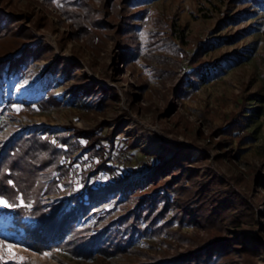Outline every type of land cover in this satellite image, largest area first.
Here are the masks:
<instances>
[{
	"label": "rangeland",
	"instance_id": "obj_1",
	"mask_svg": "<svg viewBox=\"0 0 264 264\" xmlns=\"http://www.w3.org/2000/svg\"><path fill=\"white\" fill-rule=\"evenodd\" d=\"M10 1L8 10L22 15L18 24L35 36L24 47L41 41L51 51L44 59L30 61L24 72L1 80L0 142L15 133L32 131L56 136L73 129L111 133L112 145L102 143L107 156L117 166L116 174L127 175L132 191L138 189L127 197L122 189L111 194L95 207L93 214L82 218L86 226L99 231L105 226L122 239L130 237L129 223L119 221L120 218L138 206L142 214L146 208H153L154 214L162 210L165 198H159L156 204L145 202L146 198L159 193L173 200L175 192L167 182L192 169L201 176L211 174L224 182L251 205L259 223L264 216V187L253 180L264 175V99H260L264 96V27L260 25L264 22V0H146L132 8L146 9L148 16L146 22L136 17L133 34L122 38L109 31L97 32L105 35L94 38L93 43L87 37L72 36L71 21L45 0ZM120 3L121 0H87L85 12L91 20L118 24L123 13ZM177 28L183 31L182 39L177 36ZM120 40L122 45L137 43V55L130 67L117 55L121 53L116 45ZM198 47L205 50L196 61L192 55ZM55 60L71 67L73 77L83 73L82 82H91L94 89H113L118 99L103 98L98 89L95 93L74 95L71 88L75 77L65 79L64 73L48 70ZM202 64L207 67L201 75L191 73ZM130 72L129 80L121 81ZM49 91L60 104L47 113L23 117L3 111L7 105L17 110L22 101L37 100ZM232 119L241 127L228 137L230 147L220 148L217 143L221 137L214 133L226 129ZM225 152H229L228 157ZM79 154L82 174L68 175L54 193L43 192L38 208L30 200L26 205L29 212L22 217L24 223H34L31 212H51L58 203L66 206L70 195L87 185L96 187L111 179L108 172L98 171L103 158L87 159L82 148L73 157ZM179 161L185 165L174 166ZM169 165L174 166L171 171L166 170ZM151 171L155 173L150 175ZM0 201L4 202L0 203L2 264H22L29 258L38 264L110 263L105 256L82 259L61 250L37 252L23 246L18 243L22 228L14 226L7 202ZM18 205L24 204L20 201ZM172 214L170 209L158 225ZM170 230L174 233L163 232L159 236L149 235L150 231L148 235L135 232L133 243L150 255L197 246L198 235L191 226L178 228L173 220ZM198 233L207 240L218 237L214 230L200 229ZM120 264H124L122 260Z\"/></svg>",
	"mask_w": 264,
	"mask_h": 264
},
{
	"label": "trees",
	"instance_id": "obj_2",
	"mask_svg": "<svg viewBox=\"0 0 264 264\" xmlns=\"http://www.w3.org/2000/svg\"><path fill=\"white\" fill-rule=\"evenodd\" d=\"M45 1L71 21L70 29L74 30L72 36L87 37V40L92 43L94 38L105 35H99L97 32L109 31L123 38L125 34H133V28L137 27L136 17L140 21L148 20L146 9L132 10L133 6L142 4L146 0H121L119 8L123 13L119 16L118 24L108 20L102 22L91 20L85 12L88 7L87 0ZM250 1L258 3V0ZM9 6H11L10 0H0V84L5 76L24 72V66H27L30 61L44 59L51 51L41 41L24 47L25 43L35 36L22 24H18L22 20V15L17 14L13 9L8 10ZM261 10H264V6H261ZM260 25L264 27V22ZM176 30L178 38L182 39L181 28ZM229 40L231 39L227 41ZM136 44V41L125 45H122V42L119 45L116 44L121 50V53L118 52L117 55L126 66L130 67V63L137 55ZM204 50L205 48L198 47L192 59L199 60ZM16 53L19 54L15 55ZM205 67L207 64H202L191 73L201 75ZM48 70L53 73H64L65 79L73 77L71 67L67 68L59 60L51 63ZM83 76L84 74L80 72L74 75L75 84L71 88L74 95L95 93L98 89L103 98L118 99L111 88L98 86L94 89L91 82L83 83L80 79ZM130 77L131 72L130 75L126 74L120 79L127 81ZM190 82L192 83L191 80ZM180 91L182 92V89ZM260 99H264V96ZM22 103L17 110L7 105L3 111L8 110L12 115L28 117L35 113H47L58 108L60 104L51 91L37 100L22 101ZM240 127L241 124L232 119L227 128L221 130L222 132L217 130L214 134H219L221 137L217 143L218 147L222 148L224 145L230 147L228 137ZM102 143L112 145V134L108 132L100 134L98 129L67 130L58 136L47 132L39 134L35 131L15 133L7 141L0 142V199L7 202L14 226L22 228V231L18 233V243L37 252L61 250L82 259L105 256L109 258V264H120V260L124 264L264 263V216L260 217L257 224L255 211L250 204L237 197L224 182L215 176L207 174L204 177L194 169L167 182L169 188L175 192L173 200L159 193L146 198L145 202L154 204L159 198H165L163 209L156 214L152 213L153 208H146L147 211L142 214V208L138 206L135 211L120 218L119 221L129 223L130 237L122 239L117 232H108L105 226L100 231L86 226L82 218L90 212L93 214L95 207L106 201L111 194L116 195L122 189L127 197L138 191V189L132 191L133 184L128 181L127 175L116 174L117 166L112 163V158L107 156L108 151ZM79 148L83 149L87 159L103 158V164L98 167V171L108 172L111 179L96 187L85 186L83 190L68 197L66 206L58 203L51 212L44 213L40 210L31 212L34 223H24L22 217L29 212L26 205L30 200L33 207L38 208L43 192L54 193L58 183L66 179L68 175L82 174L83 165L79 159L80 154L73 157ZM224 155L228 157L229 152H225ZM183 165L185 164L180 161L174 164L176 167ZM172 168L169 165L166 170L171 171ZM154 173L151 171L150 175ZM186 181L188 184H185ZM253 183L264 187V175L254 177ZM20 201L24 205H18ZM170 209L173 210L172 216L158 225V220L165 219ZM173 220L177 221L178 228L185 225L193 228L195 235H198L196 247H189L175 253L162 250L150 255L147 253L148 250L133 243L135 232L145 235L150 231L149 235L152 236H159L163 232L173 234L174 232L170 230ZM200 229L214 230L218 233V237L203 239L198 233ZM223 230L226 234H223ZM175 233L182 235L178 231ZM150 250L153 251L154 248L151 247ZM3 258L4 254H0V264ZM22 264L38 263L29 258Z\"/></svg>",
	"mask_w": 264,
	"mask_h": 264
},
{
	"label": "snow or ice",
	"instance_id": "obj_3",
	"mask_svg": "<svg viewBox=\"0 0 264 264\" xmlns=\"http://www.w3.org/2000/svg\"><path fill=\"white\" fill-rule=\"evenodd\" d=\"M0 203H4L3 201H0ZM5 206H7V205H5Z\"/></svg>",
	"mask_w": 264,
	"mask_h": 264
}]
</instances>
